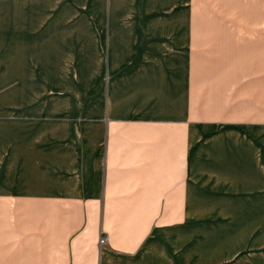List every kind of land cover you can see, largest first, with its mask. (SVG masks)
<instances>
[{
	"label": "crops",
	"instance_id": "crops-1",
	"mask_svg": "<svg viewBox=\"0 0 264 264\" xmlns=\"http://www.w3.org/2000/svg\"><path fill=\"white\" fill-rule=\"evenodd\" d=\"M0 264H264V0H0Z\"/></svg>",
	"mask_w": 264,
	"mask_h": 264
},
{
	"label": "built area",
	"instance_id": "built-area-1",
	"mask_svg": "<svg viewBox=\"0 0 264 264\" xmlns=\"http://www.w3.org/2000/svg\"><path fill=\"white\" fill-rule=\"evenodd\" d=\"M106 242V238L105 237H102V239H101V243L103 244V243H105Z\"/></svg>",
	"mask_w": 264,
	"mask_h": 264
}]
</instances>
